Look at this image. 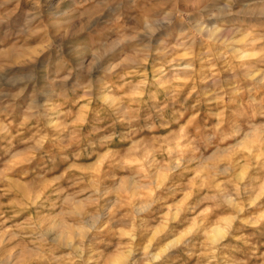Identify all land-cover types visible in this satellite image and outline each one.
Instances as JSON below:
<instances>
[{
    "label": "rangeland",
    "instance_id": "1",
    "mask_svg": "<svg viewBox=\"0 0 264 264\" xmlns=\"http://www.w3.org/2000/svg\"><path fill=\"white\" fill-rule=\"evenodd\" d=\"M0 264H264V0H0Z\"/></svg>",
    "mask_w": 264,
    "mask_h": 264
},
{
    "label": "bare ground",
    "instance_id": "2",
    "mask_svg": "<svg viewBox=\"0 0 264 264\" xmlns=\"http://www.w3.org/2000/svg\"><path fill=\"white\" fill-rule=\"evenodd\" d=\"M222 232H223V231H222L221 229H217V230H216V234L218 233V235H219V234H222ZM123 255H124V254H123ZM120 258H121V257H120ZM118 260H119V259H118Z\"/></svg>",
    "mask_w": 264,
    "mask_h": 264
}]
</instances>
